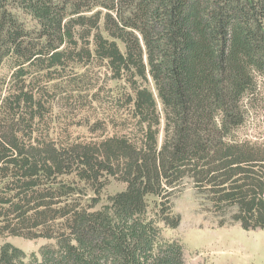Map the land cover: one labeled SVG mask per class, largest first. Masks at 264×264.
Instances as JSON below:
<instances>
[{
  "label": "trees",
  "instance_id": "16d2710c",
  "mask_svg": "<svg viewBox=\"0 0 264 264\" xmlns=\"http://www.w3.org/2000/svg\"><path fill=\"white\" fill-rule=\"evenodd\" d=\"M7 63L0 237L56 242L31 264H185L161 224L179 227L187 180L264 232V141L241 135L264 100V0H0V73ZM103 69L121 98L91 130L115 132L54 138L56 105L101 101ZM111 179L126 188L95 211Z\"/></svg>",
  "mask_w": 264,
  "mask_h": 264
},
{
  "label": "rangeland",
  "instance_id": "374dc122",
  "mask_svg": "<svg viewBox=\"0 0 264 264\" xmlns=\"http://www.w3.org/2000/svg\"><path fill=\"white\" fill-rule=\"evenodd\" d=\"M8 68L7 63L0 73L1 78L10 75ZM73 69L74 71L68 68L67 74L78 73V67ZM105 71L106 69L101 70V80L95 87V91L100 90L101 101L93 102L90 106L88 102L74 105L71 111L64 105H56L49 117L50 126L56 123L52 126L54 138L66 142L65 138L70 135V141L87 142L111 136L115 132L112 128L105 134L91 130L98 120L101 122L113 115L108 106L111 91L114 97L121 95L118 91L122 84L110 80ZM263 85L261 83L260 87L264 90ZM256 105L252 113L257 121L250 122L241 131V135L249 136L252 141H264V100ZM64 132H67V136H64ZM125 188L126 185L111 179L102 192L101 202L95 211L109 207V198L123 192ZM153 200L154 198H150V201ZM172 202L174 212L181 216V223L176 229L161 224L162 235L165 241L176 242L183 247L185 264H264V232L245 231L239 223L231 221L230 212L218 209L202 198L191 181L184 182V186L176 191ZM55 246L54 240L46 238L0 237V253L11 256L18 264H31L35 259L41 260L42 251Z\"/></svg>",
  "mask_w": 264,
  "mask_h": 264
}]
</instances>
